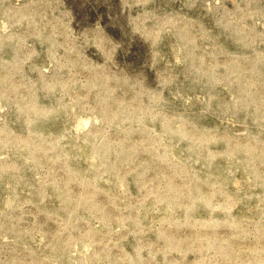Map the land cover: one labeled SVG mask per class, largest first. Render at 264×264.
Wrapping results in <instances>:
<instances>
[{"label":"rangeland","instance_id":"374dc122","mask_svg":"<svg viewBox=\"0 0 264 264\" xmlns=\"http://www.w3.org/2000/svg\"><path fill=\"white\" fill-rule=\"evenodd\" d=\"M0 264H264V0H0Z\"/></svg>","mask_w":264,"mask_h":264}]
</instances>
